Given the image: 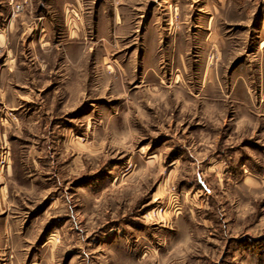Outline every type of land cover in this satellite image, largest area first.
<instances>
[{"label": "rangeland", "instance_id": "obj_1", "mask_svg": "<svg viewBox=\"0 0 264 264\" xmlns=\"http://www.w3.org/2000/svg\"><path fill=\"white\" fill-rule=\"evenodd\" d=\"M0 34V264H264V0H0Z\"/></svg>", "mask_w": 264, "mask_h": 264}, {"label": "crops", "instance_id": "obj_2", "mask_svg": "<svg viewBox=\"0 0 264 264\" xmlns=\"http://www.w3.org/2000/svg\"><path fill=\"white\" fill-rule=\"evenodd\" d=\"M13 24H12V22L10 21L9 22V26L11 27ZM2 34H0V36H1ZM6 40H4L3 38H0V49H3L5 46H6ZM4 73H10L9 71H7V70H5V69H0V76L2 77V76H5L4 75ZM4 86V85H3ZM3 92L5 93V94H7V90H8V87H6V86H4L3 87ZM3 141L5 140V139H2ZM2 142V141H1ZM0 142V143H1ZM11 173H13V168H12V166H8L7 167V175H10ZM7 185L8 184H6V185H4L5 186V188L7 187ZM4 189V188H3ZM2 191H4V190H2ZM4 202L2 201V198H1V200H0V208L1 209H3L4 208Z\"/></svg>", "mask_w": 264, "mask_h": 264}]
</instances>
